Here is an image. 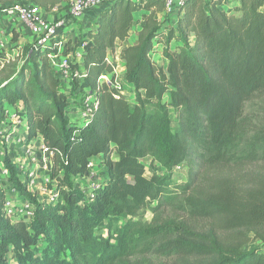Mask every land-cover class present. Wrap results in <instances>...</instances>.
Returning <instances> with one entry per match:
<instances>
[{
	"label": "trees",
	"instance_id": "trees-1",
	"mask_svg": "<svg viewBox=\"0 0 264 264\" xmlns=\"http://www.w3.org/2000/svg\"><path fill=\"white\" fill-rule=\"evenodd\" d=\"M24 1L51 11L65 0H0V8ZM224 1L183 0L174 24L159 17L166 0L105 1L83 38L54 40H65L63 54L88 44L85 76L70 87L48 60L55 44L19 68L0 64V125L8 106L20 104L27 126L26 143L4 164L36 208L30 222L7 216L0 177V264H138L143 253L174 257L171 264H264V107L246 115L264 94V0H240L232 11ZM135 31L136 43L120 52L123 80L134 86L126 94L115 77L100 78L114 73L109 53ZM87 92L99 105L79 125L68 117L70 103ZM37 139L53 153L54 203H38L28 180L16 178L19 149ZM92 158L105 177L86 199L72 178L89 177ZM180 166L188 171L183 185L173 183ZM152 203L155 213L183 205L190 219L211 225L135 221Z\"/></svg>",
	"mask_w": 264,
	"mask_h": 264
},
{
	"label": "built area",
	"instance_id": "built-area-1",
	"mask_svg": "<svg viewBox=\"0 0 264 264\" xmlns=\"http://www.w3.org/2000/svg\"><path fill=\"white\" fill-rule=\"evenodd\" d=\"M64 13L56 16L54 19H48L45 10L38 5L24 1L15 5L11 9H7L6 12L10 19H15L21 23L34 37V48L47 47L55 44L58 48V52H52L48 55V60L59 77L68 85L72 86L74 79H83L85 71L82 64V53L87 47V43H84L80 48V53L70 52L63 54L64 41L61 40L58 43H54V40L59 36L64 37L68 32H72L75 26L83 19L84 14L90 9H102L105 1L103 0H65ZM210 1V0H206ZM64 2V1H63ZM183 0H166L165 13L174 14L178 7L182 4ZM176 20H174V23ZM6 62H8L6 60ZM5 63H2L3 66ZM108 74H103L100 78V83L108 82ZM111 82V81H110ZM131 87V91L134 90V86L128 84ZM118 88V86L116 85ZM119 89V88H118ZM120 90V89H119ZM80 105L77 107L74 104V100L70 103V108L74 110L75 114H80V120L84 123L91 116V113L98 107L99 102L93 92H87L82 95ZM40 160L39 166L30 169L24 165V159L27 164H30V156L26 155L24 158H19L13 161L16 171H20L22 168H26L28 173L29 190L32 193V187L36 190L32 193L35 197L41 195H47L46 202H39L41 204H49L57 201L59 193L57 191L55 181L51 179V170L49 166L50 158L52 159L53 153L44 145L39 147ZM98 158H92L89 161L88 167L91 172L97 164ZM53 164V163H52ZM180 168V167H178ZM7 173V171L5 170ZM10 172V171H9ZM42 180H41V179ZM49 186L51 189H49ZM98 186L92 185L87 192L83 191L86 199L94 198V190ZM23 198V197H22ZM19 201L12 198L7 193L4 211L13 221L23 220L30 222L36 213L35 204L29 202V200ZM37 199V198H36Z\"/></svg>",
	"mask_w": 264,
	"mask_h": 264
},
{
	"label": "rangeland",
	"instance_id": "rangeland-1",
	"mask_svg": "<svg viewBox=\"0 0 264 264\" xmlns=\"http://www.w3.org/2000/svg\"><path fill=\"white\" fill-rule=\"evenodd\" d=\"M103 1H108V0H103ZM7 9L8 8H0V44L3 43V46L0 47V64L5 63L7 66L11 65V68L12 67L19 68L25 63L29 62L30 56L35 50L34 41L27 40V42H25V39L19 40L18 37L15 36V30L13 31L11 29L12 25L11 24L7 25L3 22L2 13L3 11H6ZM88 12H91L93 15V13H95V9L88 10L84 14V16L87 15ZM92 19H93V16H89L88 18H86L84 22L79 24V29L81 31L83 30V28L85 29L88 25H90V23L92 22ZM164 21L174 24L173 15L166 14V16H164ZM72 32H68V34L65 35L63 38L77 41L76 40L77 37ZM2 38L3 40H1ZM137 39H138V34L135 33L133 35L132 42L137 41ZM16 42L17 43L20 42V45L16 44ZM125 45L126 44L119 45L118 51H120V48ZM2 49L4 52L2 51ZM153 58L156 59L160 64L164 63V60L160 57L158 53L157 54L155 53ZM6 60L8 62H6ZM116 63H117L118 68H121V66L123 65V61H121V59L119 58V54L118 56H116ZM121 79H122L121 75H118L117 78L115 77L114 86L117 85L118 88L121 91L125 92L126 94L132 93L131 87L128 85V83L125 80H121ZM80 96L81 95L79 96L77 95L76 97L74 96L75 98L72 99L74 100V104L77 107L80 105V102L82 100ZM165 100L169 101L168 95L165 96ZM263 107H264V94H261L257 97L256 100L247 104L246 115L253 116L257 114L258 110L261 111ZM171 113H172V125L174 127L176 123V117H175V113L173 110L171 111ZM79 118H80V114L77 113L75 114V118H74L75 120L73 121H75L79 125H83L84 122L81 121ZM6 123H7V120L3 124L0 125V177L5 182L7 193L10 196H12V198L22 201L24 200L23 199L24 197L22 198V196L18 192L17 185L15 181L12 179L13 177L12 174L5 167L4 159H5V155L7 153L9 154L11 150L17 144H20L21 142H23V140L20 139L23 136V133H22L23 131H21L22 128L20 127V129H18V131L16 132V135L11 136L12 130L16 128L17 125L13 126L14 124L10 122L7 124ZM25 153L26 152H22V150L19 149V152L17 153L18 156L16 159L24 158L26 156ZM16 159H14V161ZM26 159L27 158L24 159L25 160L24 165H26V168L27 169H30V167L33 168L32 159L30 158V164H27ZM100 162H101L100 160L97 161V164L95 168L93 169L92 174L89 177L72 178L74 186L78 189H81L87 192L88 190H90V187L92 185L99 184L100 181L105 177V173H104L103 167L101 166ZM143 163L147 167V176H150L152 173L150 159L144 160ZM26 168H22L20 169V171H17L18 174H16L17 175L16 178L19 181L23 182L29 179L28 178L29 171H27ZM5 170L7 171V173L5 172ZM187 180H188L187 168L184 166H180V168H177L175 170V174L173 177V183L183 185L187 182ZM49 189H51L50 186H49ZM33 190L35 191L36 189L32 187V193H34ZM36 198L39 202L43 203V202H46L47 195H41ZM155 207H156V203H152L151 205H149L148 208L140 212V215L135 219V221H140L143 223H151L156 217L158 218V221L166 220V219H182V220L184 219L190 222V224L194 225L197 229H201V230H205L209 228L211 225L210 222L207 220L197 221V220L190 219L188 216L187 210H185V207H183V205L178 206V204H175L174 206H168L162 209L161 211H158L157 213H155L153 210ZM126 222H127L126 219H122L120 221V225H123ZM254 244L255 246L263 245V242L258 240ZM137 261L139 262L138 264H171L174 261V257L143 253L142 258H139Z\"/></svg>",
	"mask_w": 264,
	"mask_h": 264
},
{
	"label": "crops",
	"instance_id": "crops-1",
	"mask_svg": "<svg viewBox=\"0 0 264 264\" xmlns=\"http://www.w3.org/2000/svg\"><path fill=\"white\" fill-rule=\"evenodd\" d=\"M239 2H240V0H225L223 5H222V8L224 10H226V11H232L233 7L238 5ZM65 4H66V1L60 3L58 6H56L51 11H45L47 18L48 19H54L56 16H58L60 14H63L64 13ZM90 13L91 12H88L87 15H85L83 17V19L75 26L74 30L72 29V31H73L72 33L77 37L76 40L84 37L85 34H86V30L84 28H83L82 31L79 29V24L84 22L86 20V18H88L89 16H93V19H92V22H93L94 18L96 17V15L98 13V10L95 9V13H93V15H92V13L91 14ZM172 15H173V19L176 20V12L174 14H172ZM2 16H3V22L5 24H7V25L11 24L12 25L11 29L13 31L15 30V36L18 37L19 40L25 39V42H27V40H33L34 41V37L32 36V34L29 33V31L21 23H19L15 19H10L6 11H3ZM164 16H166V13L165 14L164 13L160 14L159 17L164 21ZM135 33H137V31L133 32L131 37L124 44H126V45L135 44L136 41L132 42V38H133V35ZM1 40H3V38ZM17 42H16V44L20 45V42L19 43H17ZM119 45H121L120 42L118 43L117 48L115 49V51L109 53V61L112 63V65L114 67V73L113 74H108V80L109 81L107 83H109V84L112 83V82H110L112 80V78L113 77L117 78L118 75L122 76L121 80L124 79L125 63H124L123 60H121V61H123V65L121 66V68H118L117 67V63H116V56H118V54H119V58H120V52H121V49H122V47H121L120 51H118ZM1 46H3V43L0 44V47ZM2 51H3V49H2ZM75 52L80 53V49H77ZM68 117H69V119L71 121L75 120L74 119L75 118V113H74V110H72L71 108L69 109ZM9 122L14 124L13 126L17 125L16 128H14V129L12 128L13 130H12L11 136L16 135V132L21 127L22 128L21 131H23L22 133H23V136H24V137L22 136L20 138L21 140H23V142H21V143H26V140H27L26 117L24 115L23 107L20 104L17 107L8 106L7 123H9ZM41 144H43L42 140L41 139H37V140H33L29 144H26L25 146L20 148V150H22V152H26L25 155H29L31 157V159L33 161V168L39 166V162H38V160H40L39 147H40ZM98 159L100 160V158H98ZM49 166H50V168H52V159L51 158H50V161H49Z\"/></svg>",
	"mask_w": 264,
	"mask_h": 264
}]
</instances>
